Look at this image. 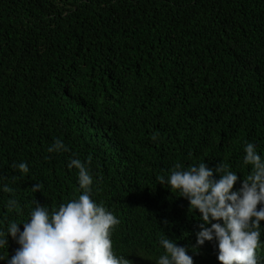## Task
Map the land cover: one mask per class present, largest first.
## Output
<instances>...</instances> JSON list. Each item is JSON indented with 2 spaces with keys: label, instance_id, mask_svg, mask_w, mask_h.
<instances>
[{
  "label": "trees",
  "instance_id": "trees-1",
  "mask_svg": "<svg viewBox=\"0 0 264 264\" xmlns=\"http://www.w3.org/2000/svg\"><path fill=\"white\" fill-rule=\"evenodd\" d=\"M58 139L68 151L49 153ZM249 142L264 159V0H0V231H23L34 202L78 198L79 159L120 220L117 256L157 264L166 236L220 264L215 241L196 244L198 210L158 177L204 162L218 180L223 162L238 190ZM18 248L9 235L0 264Z\"/></svg>",
  "mask_w": 264,
  "mask_h": 264
},
{
  "label": "clouds",
  "instance_id": "clouds-1",
  "mask_svg": "<svg viewBox=\"0 0 264 264\" xmlns=\"http://www.w3.org/2000/svg\"><path fill=\"white\" fill-rule=\"evenodd\" d=\"M47 150L68 151L59 139ZM244 153L243 164L250 165L251 171L238 190H234L239 179L237 173L223 162L215 169L220 176L218 180L204 162L187 168L176 163L167 179L158 177L159 184H166L173 193L188 200L189 211L198 210L202 223L196 244L203 246L206 241H215L220 264H259L256 250L260 246L264 207L258 209V205H264V159L250 142L246 143ZM12 167L21 174L29 171L24 162ZM68 168L78 170L82 194L56 209L34 202L30 218L22 222L23 231L21 223L15 221L7 225L6 233L0 231V249L7 247L9 235L19 245L8 264H131L113 251L112 235L120 220L103 203L97 204L91 198L94 180L89 169L79 159H71ZM41 190L39 183L31 188L33 193ZM3 191L11 193L13 189L4 186ZM17 206L16 200H8L9 211ZM159 243L164 254L157 264H193L185 247L166 236ZM3 259L0 255V260Z\"/></svg>",
  "mask_w": 264,
  "mask_h": 264
}]
</instances>
